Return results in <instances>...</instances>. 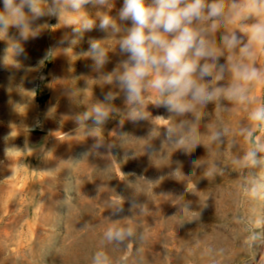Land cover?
Here are the masks:
<instances>
[{"label":"rangeland","instance_id":"obj_1","mask_svg":"<svg viewBox=\"0 0 264 264\" xmlns=\"http://www.w3.org/2000/svg\"><path fill=\"white\" fill-rule=\"evenodd\" d=\"M111 2V9L83 6L84 16L95 21L91 30L75 33L80 24L43 17L37 25L48 27L27 40L14 28L0 33V57L13 48L9 64L0 66V264H92L97 251H104L111 264H264V226L255 227L264 219V166L243 169L232 163L249 150V131L264 142V131L249 119L251 111L264 106V85L256 86L255 103L224 102L231 111L198 105L183 115L158 106L152 90L144 93L146 118L132 120V106L115 78L103 79L127 59L118 41L130 22L118 19L123 0ZM104 14L117 19L120 32L99 28ZM91 41L100 42L107 54L98 70L88 54ZM15 45L23 54H15ZM49 49L55 55L43 67L24 71L36 68ZM11 59L21 67H12ZM21 77L23 89L36 87L35 96L18 87ZM108 92L114 99L107 106L116 111L99 126V136L89 135L97 126L84 114L106 103ZM168 127L174 129L171 138ZM223 129V143L212 141ZM9 132L8 145L23 150L27 141L29 150L5 157L3 137ZM181 138L185 144L177 143ZM196 158L203 166H194ZM208 171L213 176H206ZM252 186L259 190L256 197ZM119 206L123 212H117ZM113 226L134 230L130 249L104 242ZM251 228L261 239L246 248L242 242Z\"/></svg>","mask_w":264,"mask_h":264},{"label":"clouds","instance_id":"obj_2","mask_svg":"<svg viewBox=\"0 0 264 264\" xmlns=\"http://www.w3.org/2000/svg\"><path fill=\"white\" fill-rule=\"evenodd\" d=\"M2 3L0 33L6 34L10 28H14L23 40L35 37L41 28L48 27L47 24L37 25V21L43 17H55L64 25L80 24V27L73 28V32L79 33L82 29L91 30L95 25L94 20L84 16V5L91 3L109 9L113 7L111 0H2ZM118 19L130 22L118 41L119 50L126 54L127 59L103 79L111 83L115 78L126 102L132 106L128 113L132 120L146 118L144 93L152 90L158 94V106L162 105L178 115L192 113L198 105L216 104L224 111H231L224 106V102L255 103V88L264 85V65L257 66L259 55L264 53V0H123ZM232 25L235 27L229 30ZM99 28L103 31L111 29L114 33L121 31L117 19L108 14L100 17ZM71 43L76 41L72 40ZM90 43L88 54L98 70L107 61L106 50L98 41ZM14 50L16 55L24 52L19 45H15ZM10 51L13 48L4 50L0 66L9 64ZM54 55V49H49L36 68H26L24 71H38ZM221 57H224V63H220ZM11 66L21 67L15 59H11ZM12 79L10 75L9 85ZM226 79H230V82L221 83ZM28 82L34 83V80ZM23 83L21 77L18 87L35 96L36 87L23 89ZM113 99V93L108 92L104 97L106 103H97L89 113L84 114L85 119L91 116L97 126L89 129V135L99 136V126L109 118L110 111H116L107 106V102ZM49 111H54V108ZM155 119L164 120V117L157 116ZM249 119L256 122L257 131H264V106L251 111ZM173 131L172 127L167 128L169 138ZM244 131L241 129V134ZM226 132L227 129L217 131L211 140L223 143ZM10 137L12 132L3 137L5 157L10 152L29 150L27 141L23 150L8 145ZM245 139L250 144L249 150L232 163L243 169L264 166V157L259 155L264 152V142L251 131ZM177 143L185 144V140L181 138ZM192 144L196 146L194 140ZM193 164L203 166L204 160L196 158ZM205 175L213 176V172L208 171ZM250 191L253 197L259 192L256 186H252ZM123 211L122 206L117 207V212ZM255 225L257 228L264 226V219H257ZM134 234L131 227H109L104 233V242L130 249L132 243L128 241ZM140 239L144 240L145 236L142 235ZM259 239L261 235L251 228L242 243L244 247L252 248ZM92 264H111V260L104 251H97L92 257Z\"/></svg>","mask_w":264,"mask_h":264},{"label":"water","instance_id":"obj_3","mask_svg":"<svg viewBox=\"0 0 264 264\" xmlns=\"http://www.w3.org/2000/svg\"><path fill=\"white\" fill-rule=\"evenodd\" d=\"M33 136L38 137V136H40V134L39 133H33Z\"/></svg>","mask_w":264,"mask_h":264}]
</instances>
